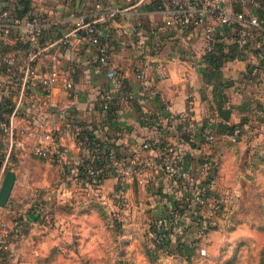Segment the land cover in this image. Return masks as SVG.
Instances as JSON below:
<instances>
[{"label":"crops","instance_id":"obj_1","mask_svg":"<svg viewBox=\"0 0 264 264\" xmlns=\"http://www.w3.org/2000/svg\"><path fill=\"white\" fill-rule=\"evenodd\" d=\"M169 2L31 0L32 13L45 23L46 38L55 42L51 52L37 60V66L42 71L55 66H76L75 90L72 95H68L63 86L58 84L50 98L36 91L23 98V101H18V95H14V105L18 104L21 112L16 124L27 123L33 113H44L49 126H61L63 119L56 112H50L47 101L51 99L61 105L71 104V128H81L85 134L120 154L153 161L156 159L155 151L141 148V144L147 138L156 137L157 133L146 127L141 117L146 112L157 115L170 109L183 114L190 123L212 121L215 128L234 127L233 134L227 131L229 129L219 128L218 138L232 136L240 141L248 134L253 146L264 148V118L259 116L264 110V64L234 57L236 45L222 37L220 41H223L228 57L219 66L212 65L206 58L202 39L192 33L183 34L165 24V9ZM20 3L21 0H0V8L14 10ZM230 5V8L237 10L251 9L241 0H233ZM90 22L101 24L106 29L111 44L109 66L99 62L97 46L86 35L85 25ZM65 39L69 42H64ZM152 46H156V49L151 50ZM8 49H13V46ZM139 66L146 68L145 82L137 78L136 68ZM110 67L124 73L121 81L117 82L108 76ZM141 86L148 90V95H137L135 100L121 102L109 111L101 108L104 95L138 90ZM154 86L158 88V98L149 93ZM65 139L72 147L69 154L56 160L38 158L31 154L27 145L17 151L20 164L15 167L7 164L6 149L0 148V172L12 169L17 174L12 196L20 203L22 218H32L31 210L27 211V207L36 194L26 176L30 174L33 163L44 162L57 168V179L64 180L58 192L65 193L70 183L79 184L72 168L76 166L80 152L72 135ZM30 140L29 136L24 138L27 143ZM182 148L191 170L197 176H207L206 168L212 166V158L205 154L208 152V142L201 140L195 145L184 143ZM104 168L107 172L105 165ZM222 174L224 172L220 170V179ZM218 175L214 173L215 181L219 180ZM106 185L121 187L110 173L101 188ZM166 185L165 178L157 174L149 187L154 199L170 200L165 206L154 201V212L158 215L166 212L167 206L180 200V194L171 190L163 193L166 190L162 186ZM132 186L145 190L139 182L134 185L128 183L121 188L130 193Z\"/></svg>","mask_w":264,"mask_h":264},{"label":"built area","instance_id":"obj_2","mask_svg":"<svg viewBox=\"0 0 264 264\" xmlns=\"http://www.w3.org/2000/svg\"><path fill=\"white\" fill-rule=\"evenodd\" d=\"M232 1L170 0L165 9V24L183 34L192 33L202 39L205 54L212 51L216 41L223 37L238 44L239 59L264 64V0H241V3L250 5L251 9L239 10L230 8ZM45 30L44 22L17 16L10 8H0V104L8 102L13 105L14 95H18V101H23V98L35 91L50 98L58 84L63 86L68 95L73 94L76 66H55L43 71L37 66V60L50 53L55 44L46 38ZM85 31L89 40L97 46L99 62L109 66L111 44L105 27L90 22L86 23ZM64 42L69 40L65 39ZM11 45L13 49H8ZM150 49H156V46ZM136 75L140 81L145 82L146 68L137 67ZM108 76L119 82L124 73L110 67ZM149 93L158 98L157 87L151 88ZM137 95H148V90L141 86L138 90L109 93L103 96L100 105L107 111L121 102L135 100ZM47 105L50 112H56L63 119L61 126H49L44 113H33L26 120L27 123L16 124L17 116L21 113L18 104L11 110H0V148L6 149L7 164L13 167L19 165L17 151L27 145L35 157L49 160L61 158L72 151L65 139L72 135L80 152L77 164L72 168L78 183L99 191L110 173L121 186L139 182L145 189H149L154 176L161 174L167 182L166 186H162L166 190L163 193L171 190L180 194L179 203L169 205L167 211L155 219L161 230L157 233L160 242L183 234L190 223L207 225L201 209L208 204L209 193L215 183L214 172L209 166L206 168L207 176H197L187 165L182 146L184 143L211 140L215 130L212 121L206 124L190 123L183 114L170 109L157 115L144 113L142 123L157 133L156 137L147 138L141 144V148L155 151L156 159L150 161L139 156L120 154L104 146L101 141L92 140L81 128H71V104L61 105L56 100L48 99ZM259 116L264 118V110ZM26 136L31 138L29 143L24 141ZM6 172H0V188ZM63 182L62 178L56 179L52 190L59 189ZM218 208L219 205H215L214 211ZM22 222L20 203L11 194L6 205L0 206V259L4 252L11 250L15 238L22 230ZM163 228L167 230L163 232Z\"/></svg>","mask_w":264,"mask_h":264},{"label":"rangeland","instance_id":"obj_3","mask_svg":"<svg viewBox=\"0 0 264 264\" xmlns=\"http://www.w3.org/2000/svg\"><path fill=\"white\" fill-rule=\"evenodd\" d=\"M206 142L211 169L224 172L212 196L222 209L204 210L207 225L190 223L183 234L160 242L150 189L132 186L128 193L106 185L93 191L70 183L65 193L53 191L57 168L33 163L26 176L36 194L27 207L32 218H22L0 263L264 264V148L253 146L248 134Z\"/></svg>","mask_w":264,"mask_h":264},{"label":"trees","instance_id":"obj_4","mask_svg":"<svg viewBox=\"0 0 264 264\" xmlns=\"http://www.w3.org/2000/svg\"><path fill=\"white\" fill-rule=\"evenodd\" d=\"M13 13L15 15H17V16H20V17L27 16L30 19L36 20L38 22H43L40 17H38V16H36V15H34L32 13L31 0H21V3L18 4V7L16 9L13 10ZM223 44H224L223 41L217 40L215 45H214V49L206 54V58L208 59V61L211 62L212 65L219 66L220 64H222L225 61V59H227V57H228L227 55L228 54L225 52ZM232 44L236 45V53L234 54V57H237V55L239 53L238 44L235 43V42H232ZM13 107H14V104L12 105V104H10L8 102L0 104V110H11V109H13ZM112 109L113 108H111L110 110H112ZM107 111H109V110H107ZM206 123L207 122H204V124H206ZM219 128H220V130L229 129L227 131L230 134H233V132H234V127L233 128H224V127L215 128V126H214V129H215L214 130V137H216V138L219 137ZM90 138L92 140H95L93 137H90ZM193 145H195V143H193ZM214 187H215V184L213 186V189L209 193L208 204H207L206 208H202L201 209V212H203V213H201L202 216L204 218H206L207 220H209V217L204 215V210L205 209H207L208 207L212 206V209L214 210V206L215 205H219L218 210H216L215 212H219L222 209V206H220L221 202H219V201L213 202L212 196H213Z\"/></svg>","mask_w":264,"mask_h":264},{"label":"water","instance_id":"obj_5","mask_svg":"<svg viewBox=\"0 0 264 264\" xmlns=\"http://www.w3.org/2000/svg\"><path fill=\"white\" fill-rule=\"evenodd\" d=\"M17 174L14 170H7L0 188V206L4 207L12 194Z\"/></svg>","mask_w":264,"mask_h":264}]
</instances>
